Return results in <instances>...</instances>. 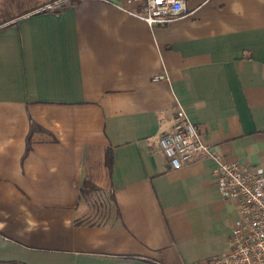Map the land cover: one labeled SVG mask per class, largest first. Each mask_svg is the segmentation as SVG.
<instances>
[{
	"label": "crops",
	"instance_id": "0c3cea01",
	"mask_svg": "<svg viewBox=\"0 0 264 264\" xmlns=\"http://www.w3.org/2000/svg\"><path fill=\"white\" fill-rule=\"evenodd\" d=\"M15 1L0 0V264L229 251L214 161L174 168L159 139L183 109L222 158L264 166V0H185L154 26L124 0ZM86 178L100 190L81 194Z\"/></svg>",
	"mask_w": 264,
	"mask_h": 264
},
{
	"label": "built area",
	"instance_id": "2783aa9c",
	"mask_svg": "<svg viewBox=\"0 0 264 264\" xmlns=\"http://www.w3.org/2000/svg\"><path fill=\"white\" fill-rule=\"evenodd\" d=\"M124 1L138 4L140 7L133 10L125 3L119 6L150 26L166 24L186 11L185 0ZM158 78L161 76L155 77ZM159 144L174 168L182 167L196 154L211 158L215 184L225 200L237 210L229 251L209 259L180 264H264V166L249 167L222 158L210 148L199 127L183 109L178 111L175 130L161 136Z\"/></svg>",
	"mask_w": 264,
	"mask_h": 264
},
{
	"label": "trees",
	"instance_id": "16d2710c",
	"mask_svg": "<svg viewBox=\"0 0 264 264\" xmlns=\"http://www.w3.org/2000/svg\"><path fill=\"white\" fill-rule=\"evenodd\" d=\"M74 1V0H73ZM50 8H45L42 9L43 11H48ZM29 148V147H28ZM28 150L26 153H28ZM106 165L109 168V170L112 169L113 166V151L111 148H108L106 151ZM100 188L96 186L90 178H86L81 186V194H88L91 193L92 191H99ZM112 196L114 197V194L111 193Z\"/></svg>",
	"mask_w": 264,
	"mask_h": 264
},
{
	"label": "rangeland",
	"instance_id": "374dc122",
	"mask_svg": "<svg viewBox=\"0 0 264 264\" xmlns=\"http://www.w3.org/2000/svg\"><path fill=\"white\" fill-rule=\"evenodd\" d=\"M17 4H15L14 5V10H20V9H22V8H24V7H26L27 5H31L33 2H34V0H19V1H15ZM52 2V1H51ZM103 201H96L95 200V204H93V206H92V208L93 207H95L96 209V211H103L104 210V208H103ZM100 218H101V216H100Z\"/></svg>",
	"mask_w": 264,
	"mask_h": 264
}]
</instances>
